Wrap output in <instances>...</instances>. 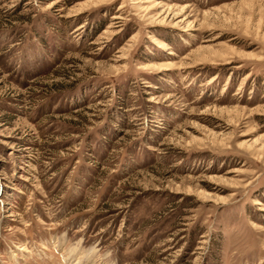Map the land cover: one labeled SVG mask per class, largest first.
Wrapping results in <instances>:
<instances>
[{
  "label": "rangeland",
  "instance_id": "374dc122",
  "mask_svg": "<svg viewBox=\"0 0 264 264\" xmlns=\"http://www.w3.org/2000/svg\"><path fill=\"white\" fill-rule=\"evenodd\" d=\"M86 255L264 264V0H0V264Z\"/></svg>",
  "mask_w": 264,
  "mask_h": 264
},
{
  "label": "bare ground",
  "instance_id": "6f19581e",
  "mask_svg": "<svg viewBox=\"0 0 264 264\" xmlns=\"http://www.w3.org/2000/svg\"><path fill=\"white\" fill-rule=\"evenodd\" d=\"M156 4H157V3H156ZM149 9H150V8H149ZM152 9H153V8H152ZM165 12H166V11H165ZM86 257H87V255H86V256H84L82 260H80V261H79V260H78V261H76V262H75V264H78V263L80 264V263H81V261H83L84 259H86Z\"/></svg>",
  "mask_w": 264,
  "mask_h": 264
}]
</instances>
